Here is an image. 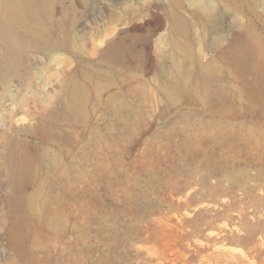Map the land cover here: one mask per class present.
Here are the masks:
<instances>
[{
    "label": "rangeland",
    "instance_id": "rangeland-1",
    "mask_svg": "<svg viewBox=\"0 0 264 264\" xmlns=\"http://www.w3.org/2000/svg\"><path fill=\"white\" fill-rule=\"evenodd\" d=\"M17 1L39 21L0 18L20 46L0 71V213L18 223L11 242L0 221V264H264V0ZM176 44L178 92L158 66Z\"/></svg>",
    "mask_w": 264,
    "mask_h": 264
},
{
    "label": "bare ground",
    "instance_id": "bare-ground-1",
    "mask_svg": "<svg viewBox=\"0 0 264 264\" xmlns=\"http://www.w3.org/2000/svg\"><path fill=\"white\" fill-rule=\"evenodd\" d=\"M26 3V2H25ZM44 3V2H43ZM44 6L46 8H49V4L46 2L44 4ZM3 15V17H2ZM6 17L8 19L9 22H14V23H17L23 27H25L24 31L27 30V27H26V24H25V21H26V18L28 17L31 21H39V16L37 15L36 13V10L34 8V5H29V4H23V3H19L17 0H0V18H4ZM110 29V28H109ZM112 29V28H111ZM116 29V28H114ZM113 29V30H114ZM197 30V29H195ZM109 31V30H108ZM108 31L106 32V35L104 36V38L100 39L98 41V46H103V54L102 56L104 57V59L106 58V60H109L111 63H113L114 66H116L117 64L120 65L122 64V52H123V49H124V45L122 44V41L121 40H115L111 37V35L109 36L108 34ZM115 32V31H114ZM198 33V31H197ZM197 35V34H195ZM195 39V38H194ZM195 43H197V41H195ZM199 43V42H198ZM126 45V44H125ZM178 46H175L174 48H176L175 50L177 51V56L175 58H172L171 61H170V64L168 63H161L159 66V68L161 69V71L163 72L164 74V77L166 75V77L163 79L164 80V85L165 87L168 89V88H171L173 86H175V79L178 78V76L181 78V79H184L188 74V70L187 68H189V66L191 64H189L192 60H189V58L191 56H189L188 54V51H187V48L185 46H180V44H176ZM20 50V46H19V43H18V40L17 38L15 37L14 34H12L10 28L8 27L7 24H1L0 25V71H3L2 75H5V74H9L11 73L12 71H16L17 69V65H18V59L13 56V54L17 51ZM221 50V49H220ZM227 50L229 51L230 48H227ZM234 50V49H233ZM199 51V50H197ZM231 51V50H230ZM235 51V50H234ZM132 52V51H131ZM191 52V50H190ZM200 52V51H199ZM227 52V51H226ZM242 52V51H241ZM246 52V51H245ZM251 53V52H250ZM134 54V53H133ZM233 55V54H232ZM244 55V54H243ZM249 53L247 54V56H245L248 59H252L251 57L252 54L248 57ZM189 56V57H188ZM204 56V55H203ZM234 56V55H233ZM102 57V58H103ZM145 57V56H144ZM224 59V57H222ZM227 58V57H226ZM240 58V57H239ZM238 58V59H239ZM165 59V58H164ZM234 59V58H233ZM237 59V58H236ZM105 60V61H106ZM212 60V59H211ZM210 60V61H211ZM228 60V59H227ZM235 60V59H234ZM240 60V59H239ZM237 60V62L239 61ZM242 60V59H241ZM245 60V59H244ZM254 60V59H252ZM108 61V62H109ZM152 61V60H151ZM232 62V59L230 60ZM158 62V61H157ZM209 62V61H208ZM241 62V61H240ZM243 63L245 61H242ZM247 62V61H246ZM251 60H249L247 62L250 63ZM146 63V62H145ZM143 62V64H145ZM233 63V62H232ZM141 64V63H140ZM139 64V65H140ZM212 63H208L207 64V69L209 71L206 72L208 73L207 76L208 78L212 77L213 76V73L216 71L214 64L213 66L211 65ZM216 64V63H215ZM235 64V62H234ZM245 64V63H244ZM242 64V65H244ZM247 64L246 67H247ZM252 64V62H251ZM153 66H156L154 64H152ZM205 65V64H204ZM231 65V64H230ZM249 65V64H248ZM122 66V65H121ZM120 66V68H121ZM142 66V64H141ZM140 66V67H141ZM188 66V67H187ZM202 65H200L201 67ZM216 66V65H215ZM239 68H241V64L237 65ZM126 67V66H124ZM157 67V66H156ZM155 67V68H156ZM246 67H244V69H246ZM128 68V67H127ZM144 68V67H143ZM142 68V69H143ZM151 67H149V70L151 71L152 68L150 69ZM157 68V69H159ZM191 68V67H190ZM251 68V67H250ZM117 69V68H116ZM122 69V68H121ZM124 69V68H123ZM122 69V70H123ZM141 69V68H139ZM146 69V68H145ZM156 69V70H157ZM159 69V71H160ZM144 70V69H143ZM213 70V71H212ZM142 71V70H141ZM146 71V70H145ZM144 71V72H145ZM203 71V70H202ZM242 71V70H241ZM264 71V70H263ZM253 73V72H252ZM162 74V73H161ZM162 74V75H163ZM168 75V76H167ZM178 75V76H177ZM250 75V74H249ZM248 75V76H249ZM173 77V78H172ZM189 78V77H188ZM251 78V77H250ZM107 81V80H106ZM188 81V80H187ZM198 81V80H197ZM206 81V80H205ZM175 83L173 85V83ZM177 82V81H176ZM249 82V81H248ZM106 83V82H105ZM178 83V82H177ZM185 83V82H183ZM255 83V82H254ZM262 84H264V78H262L260 80V83L258 85L257 88H259ZM173 85V86H172ZM197 85V84H195ZM256 85V84H255ZM178 86V85H177ZM198 86V85H197ZM264 86V85H262ZM108 87V85H107ZM164 87V86H163ZM164 87V88H165ZM184 87V86H183ZM98 88V87H97ZM165 88V89H166ZM177 89V92H178V87H173L171 88L172 89ZM199 88V87H198ZM197 88V89H198ZM254 88V87H253ZM70 95L71 97L75 100V106H74V111L77 112V113H80L81 112V109L83 110V108L81 107V99L83 100V88L81 86H78L76 85V83L72 86V88H70ZM166 89V90H167ZM175 89V91H176ZM182 89V88H181ZM263 89V88H261ZM68 90V89H67ZM214 90V89H213ZM256 90V89H255ZM254 90V92H256ZM65 91V90H64ZM168 92H170L169 90H167ZM260 91V90H259ZM66 92V91H65ZM262 92V91H261ZM260 92V93H261ZM172 93V92H171ZM198 93V92H197ZM207 92L205 91V94ZM258 93V92H257ZM66 95V93H63V95ZM169 94V93H168ZM167 94V95H168ZM263 94V93H262ZM207 95H209L207 93ZM206 95V96H207ZM198 96V95H197ZM48 97V96H47ZM68 97V96H67ZM201 97V96H200ZM204 97V96H203ZM60 98V97H59ZM207 98V97H205ZM49 99V98H48ZM61 99V98H60ZM47 100V99H46ZM71 100V98H70ZM73 100V101H74ZM206 100V99H205ZM49 101V100H48ZM51 101V99H50ZM61 101V100H60ZM44 102V101H42ZM74 103V102H73ZM71 104V103H70ZM72 105V104H71ZM69 108V107H68ZM81 116V114H80ZM83 122V121H82ZM12 150V149H10ZM8 163H9V166L11 168H9L11 171V173L9 174L10 175V179L12 181V183L14 185H18V183L22 182V180L24 178H26V169L24 168V157L20 154H17V153H14V151H11L10 152V155H9V159H8ZM0 221L1 222H6L8 221L9 222V225L7 227V235L10 239L11 242H17L18 241V238L17 236L15 235V230L18 229V223L16 221V218L14 216V213H13V210L12 209H7L5 210L4 212H1L0 213Z\"/></svg>",
    "mask_w": 264,
    "mask_h": 264
}]
</instances>
